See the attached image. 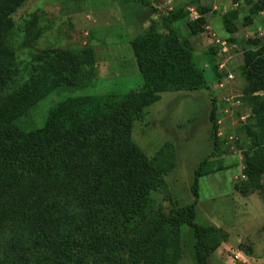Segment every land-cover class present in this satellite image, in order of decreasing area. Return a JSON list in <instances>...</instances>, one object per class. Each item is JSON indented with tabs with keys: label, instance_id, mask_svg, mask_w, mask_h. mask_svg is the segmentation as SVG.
<instances>
[{
	"label": "trees",
	"instance_id": "1",
	"mask_svg": "<svg viewBox=\"0 0 264 264\" xmlns=\"http://www.w3.org/2000/svg\"><path fill=\"white\" fill-rule=\"evenodd\" d=\"M154 1L140 0V5L159 12ZM187 1L201 12L198 0ZM230 1L254 7L256 13L244 18L245 24L264 11V0ZM25 2L0 0V264H180L182 227L192 232L194 264H208L228 240L226 231L194 222L199 179L223 171L206 164L219 150L216 109L209 118L213 151L194 172V202L172 213L162 208L170 200L165 181L170 163L159 152L153 160L146 158L131 140L133 122L161 94L210 91L226 78L215 64L217 49L194 54L174 26L185 21L189 34L197 36L204 30V17L189 21L184 7L175 17L164 12L130 41L142 79L138 92L60 100V92L92 86L88 80L95 57L83 49H65L18 61L12 16ZM238 14L223 16L229 33ZM29 32L20 49L29 48L38 35ZM241 42L243 100L255 126L243 127L248 133L243 152L247 180L237 192L246 196L259 190L264 205V95H257L264 93V39ZM50 94L57 102L43 125L22 127L21 120Z\"/></svg>",
	"mask_w": 264,
	"mask_h": 264
},
{
	"label": "rangeland",
	"instance_id": "2",
	"mask_svg": "<svg viewBox=\"0 0 264 264\" xmlns=\"http://www.w3.org/2000/svg\"><path fill=\"white\" fill-rule=\"evenodd\" d=\"M154 2L159 7L158 16L155 13L157 18L164 12L173 13L175 17L183 7L189 21L204 17V30L197 36L189 34L185 21L174 26L180 37L190 42L194 54L216 48L215 64L227 76L221 84H213L210 91L161 94L160 100L133 122L131 140L146 158L153 160L159 152L170 163L172 170L165 177L170 200L162 202V208L172 213L194 202L191 187L195 169L213 151L209 118L215 108L219 150L206 164L223 171L214 178L199 179L194 222L202 227H216L228 235L227 242L212 254L208 264H264V205L260 191L250 190L246 196L237 192L247 180L243 174V152L248 133L243 127L254 130L255 126L252 109L245 98L243 100L245 82L239 73L244 63L241 41L264 39V11H259L251 24H245L243 19L256 13L252 5L237 6L230 0H198L196 4L201 14L187 0ZM143 9L140 0H26L12 16L14 55L18 61H23L40 51L83 49L89 55L92 53L94 75L88 80L92 86L87 84L85 88L60 92L57 96L60 100L138 92L142 79L129 44L142 31L133 21ZM191 11L196 13V20L190 17ZM228 11L239 13L238 21H231L232 33L226 29L223 18ZM30 30L38 34L37 37L29 48L20 49L23 42L27 43ZM15 81H21L19 75ZM56 102L54 94L48 95L21 120L22 127L40 128L47 111ZM261 185L264 195V177ZM181 237L180 264H194L192 232L182 227ZM246 251H250V257Z\"/></svg>",
	"mask_w": 264,
	"mask_h": 264
},
{
	"label": "crops",
	"instance_id": "3",
	"mask_svg": "<svg viewBox=\"0 0 264 264\" xmlns=\"http://www.w3.org/2000/svg\"><path fill=\"white\" fill-rule=\"evenodd\" d=\"M141 11H140V13L137 16V19H135L133 21V23H135L137 26L138 25L141 26L142 30H144V29H146L149 26L151 21L157 19L156 14H155L157 12H154L150 8H144ZM157 16H158V13H157Z\"/></svg>",
	"mask_w": 264,
	"mask_h": 264
},
{
	"label": "built area",
	"instance_id": "4",
	"mask_svg": "<svg viewBox=\"0 0 264 264\" xmlns=\"http://www.w3.org/2000/svg\"><path fill=\"white\" fill-rule=\"evenodd\" d=\"M190 17L193 18V20H196V13L194 11L190 12Z\"/></svg>",
	"mask_w": 264,
	"mask_h": 264
}]
</instances>
